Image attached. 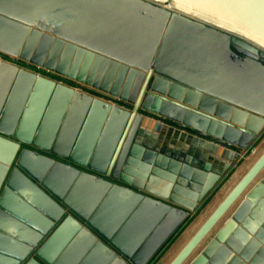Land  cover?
<instances>
[{"label":"water","instance_id":"95a60500","mask_svg":"<svg viewBox=\"0 0 264 264\" xmlns=\"http://www.w3.org/2000/svg\"><path fill=\"white\" fill-rule=\"evenodd\" d=\"M0 53L129 109L0 61V264H150L264 130V0H0ZM164 123L227 164L160 151L145 129ZM189 262L264 264V176Z\"/></svg>","mask_w":264,"mask_h":264},{"label":"crops","instance_id":"0c3cea01","mask_svg":"<svg viewBox=\"0 0 264 264\" xmlns=\"http://www.w3.org/2000/svg\"><path fill=\"white\" fill-rule=\"evenodd\" d=\"M164 124L167 126V129L161 130L162 131L161 134L155 133L152 128L145 129V131L148 134L149 141H150V139H152V137H154V142H156L160 145L159 146L160 151L168 152L173 156H181V157H183V155L184 156H191L193 158H197L200 160L199 156L197 155V152L190 153V151H189L190 147H192L193 145H196L195 149L199 150L202 154L207 153V155H212L211 153H213L212 158H215V156H216V158L213 159L212 161H207L211 165V171L219 172L222 170L223 166L225 164H227L225 158H222V151L217 152V149L221 148L219 143H216L215 141H211L208 138H204L201 135L193 133L188 129L177 128V127H175L169 123H164ZM171 128L179 130L183 135L178 134L177 136H175L174 134H172V132H170L169 129H171ZM163 145H166V146L163 147ZM241 154L242 153H240V156H241ZM227 156L228 155H226L225 157H227ZM234 163L235 162L229 163L231 168L233 167ZM248 165H250V164H248ZM248 165L240 162V164L235 168L234 172L231 174V176L228 178V180L219 188L217 187L218 189H217L216 193L214 194L213 198L206 204V206L198 214V216L195 217V219L191 222V224L187 227V229H185L182 232L181 236H184L185 233H188L193 228H196L197 224H198L197 228L200 227V225L206 219V217L208 218L216 210V208L223 202V200L232 191V189L238 184L240 179L246 174V172L248 171ZM262 171H263L262 176H264V169ZM221 181L219 182L218 186L220 185ZM250 185L242 192L240 197L237 199L236 202H238V203L235 204L236 203L235 202L233 204V206L231 207L232 211L235 210V208L238 206V204L241 202V200L251 190V187H253V186L250 187ZM234 205H236V206H234ZM224 216H223V218H224ZM222 219L220 220L222 222L218 226L216 232L221 228V225L224 222L223 221L224 219L223 220ZM217 224L215 225V227H217ZM209 240H210V238L206 239V241L204 240L205 242L203 244H201L203 242L202 241L200 243L201 245L199 244L200 246L198 245V247L189 256V258H187L184 262L187 261V264H189L190 263L189 261L195 259V257L205 247V245L209 242ZM179 244H181V243H179L178 241H175L173 246L168 251H172L173 249L174 250L177 249ZM179 252L180 251L178 249V251L176 253L179 254Z\"/></svg>","mask_w":264,"mask_h":264},{"label":"rangeland","instance_id":"374dc122","mask_svg":"<svg viewBox=\"0 0 264 264\" xmlns=\"http://www.w3.org/2000/svg\"><path fill=\"white\" fill-rule=\"evenodd\" d=\"M228 58L233 60V57L231 58V56H229ZM0 61L5 62V63H9L11 65H14V66L18 67L21 70L27 71V72L32 73L34 75H37L39 77H42V78L48 79L50 81H53L56 84H60V85L69 87V88L73 89L75 92H78V93H80L82 95H86V96H89L91 98L98 99V100L110 103L111 105H113V106H115L117 108H121V109H124V110H129L122 103H120L119 101H117L115 99H110L107 96H104L103 94H101L99 92H96V91H94V90H92L90 88L84 87L81 84H78V83H76L74 81L68 80V79H66L64 77H61V76L55 74V73H52V72L46 71L44 69H41L39 67H36L34 65H31V64H29L27 62L21 61L19 59L10 58V57L5 56V55H3L1 53H0ZM263 153H264V130L259 135L257 140L247 150L242 152L241 156L239 157V160L233 164V167L229 170V172L226 174V176L222 179L220 185L217 186V187L219 188L220 186H222L228 180V178L231 176V174L234 172L235 168L240 164V162L243 163V164H247V165L250 164V165H248V170H249L255 164V162L261 157V155ZM249 154H250V159L248 161L243 160ZM218 188H216L212 192L210 197L207 199L206 204L208 203V201L211 199V197L214 195V193L217 191ZM206 204H205V206H206ZM195 217H197V216L191 215V217H189L187 219V221L183 224V226L176 232V234L171 238V240L168 241V243H166V245L160 250L158 255L153 259V261L150 264H158L159 261L164 257V255L168 252V250H170V248L173 246L175 241H178L179 243H181L178 246L179 247V251H181L186 246V244L192 239V237L196 234V232L204 224L206 219H208L206 217V219L202 222V224L201 225L199 224L200 225L199 228H197L198 227V224H197L196 228H193L188 233H185L184 236H181L182 232L195 219ZM181 246H184V247H182V249H180Z\"/></svg>","mask_w":264,"mask_h":264},{"label":"bare ground","instance_id":"6f19581e","mask_svg":"<svg viewBox=\"0 0 264 264\" xmlns=\"http://www.w3.org/2000/svg\"><path fill=\"white\" fill-rule=\"evenodd\" d=\"M250 159V154L246 157V158H244L243 160H245V161H248ZM263 171H261V173L253 180V182L251 183V185H250V187L251 186H254L255 184H256V182H258V180L260 179V177L262 176V173ZM252 188V187H251ZM216 193V192H215ZM214 193V194H215ZM214 196V195H213ZM213 196L211 197V199L213 198ZM210 199V200H211ZM209 200V201H210ZM208 201V202H209ZM238 202H236L235 204H237ZM234 206H236V205H234ZM232 211V208L226 213V215L224 216V220L226 219V217L229 215V213ZM222 219V220H223ZM223 220V221H224ZM222 221H219L218 222V224H217V227H215V228H213L212 229V231L207 235V237L204 239L205 241H206V239H209V238H211L212 236H213V234H215L216 233V230H217V228H218V226L220 225V223H221ZM191 224V223H190ZM189 224V225H190ZM188 225V226H189ZM187 226V227H188ZM187 229V228H186ZM203 240V242L201 243V244H203L205 241ZM200 244V245H201ZM199 245V246H200ZM182 247H184V246H181L180 247V249H182ZM178 249H179V247L177 248V249H173L172 251H168L165 255H164V257L162 258V261H161V263L160 264H171V262L175 259V257L177 256V251H178ZM183 264H187V261L186 262H184Z\"/></svg>","mask_w":264,"mask_h":264},{"label":"built area","instance_id":"2783aa9c","mask_svg":"<svg viewBox=\"0 0 264 264\" xmlns=\"http://www.w3.org/2000/svg\"><path fill=\"white\" fill-rule=\"evenodd\" d=\"M37 76V75H36ZM39 77V76H38Z\"/></svg>","mask_w":264,"mask_h":264}]
</instances>
